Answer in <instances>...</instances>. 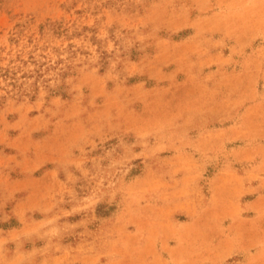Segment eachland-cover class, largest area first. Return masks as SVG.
Segmentation results:
<instances>
[{"label":"rangeland","instance_id":"374dc122","mask_svg":"<svg viewBox=\"0 0 264 264\" xmlns=\"http://www.w3.org/2000/svg\"><path fill=\"white\" fill-rule=\"evenodd\" d=\"M0 264H264V0H0Z\"/></svg>","mask_w":264,"mask_h":264}]
</instances>
